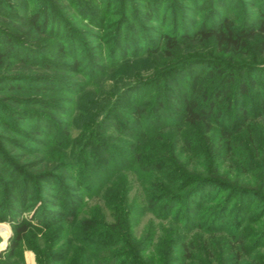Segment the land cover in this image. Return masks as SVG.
I'll return each mask as SVG.
<instances>
[{
	"label": "rangeland",
	"instance_id": "1",
	"mask_svg": "<svg viewBox=\"0 0 264 264\" xmlns=\"http://www.w3.org/2000/svg\"><path fill=\"white\" fill-rule=\"evenodd\" d=\"M151 1L0 0V166H5L0 167V264H107L118 245L110 249L105 235L90 250L94 241L82 230L87 219H94L90 226L103 234L100 222L118 224V215L125 212L130 218L124 219L123 231H115L140 243L143 264H264L263 187L256 188L261 197L254 191L231 197L219 177L177 204V216L149 211L145 186L157 184L145 168L131 166L119 175L108 162L95 164L88 173L95 185L93 196L70 187L76 184L71 180L76 158L93 160L104 154L95 144L111 140L117 134L114 127L127 124L124 114L136 102L146 110L147 126L134 134L146 142L144 158L176 150L189 172L207 174L199 146L200 136L207 135L219 149L217 164L227 180L254 188L264 172V32L259 27L264 0H164L162 15L149 21L143 14ZM33 14L40 20L46 15V27L34 28L29 22ZM121 17L127 22L118 29ZM222 21L243 36L240 46H222L214 36L197 35ZM171 33H177L179 43L170 56L148 50ZM185 33L191 38L186 40ZM119 35L130 48L124 59L123 50H115ZM8 42L14 44L11 54L4 53ZM60 46H65L63 53H58ZM216 66L222 74L207 87L211 101L223 88L220 84L234 77L231 86L224 87L229 99L219 98L216 111L223 116L209 119V131L206 122L185 123L179 100L193 77ZM240 83L248 87L243 96L236 87ZM156 97L162 100L158 112ZM110 144L117 153L135 152L134 145ZM251 155L255 161L244 166ZM37 160L43 165L58 162L56 174L68 192L79 197L78 208L57 203V178L30 177L38 167L27 171ZM26 177L31 189L19 186ZM124 190L125 211L119 207ZM28 194L31 197H25ZM186 204L199 210L188 212ZM10 207H18L21 219L34 218L36 223L35 213L43 208L66 211L69 219L76 212L74 218L81 221H51L52 227L32 228L10 255L15 234L5 212Z\"/></svg>",
	"mask_w": 264,
	"mask_h": 264
},
{
	"label": "trees",
	"instance_id": "2",
	"mask_svg": "<svg viewBox=\"0 0 264 264\" xmlns=\"http://www.w3.org/2000/svg\"><path fill=\"white\" fill-rule=\"evenodd\" d=\"M147 5V4H146ZM164 5V0H153L149 3V6L147 8L149 9L148 12H145L143 17H147L149 21H156L161 15H162V9ZM263 17L260 21L259 27L264 32V10L262 12ZM43 20H40V17L37 14H33L29 20V22L33 25L34 28L41 29L46 27V23L48 20V17L44 15ZM125 17H121L119 26H117L118 29H122V26H124L127 22ZM177 34V33H176ZM176 34H163L162 41H160L159 44L156 46H150L148 50L151 53H156L158 51H165L169 56L171 55V51L175 49L176 45L179 43V38L175 36ZM190 34H182V36L185 37V39H190ZM198 36L201 37H211L214 36L215 39H217L218 43L222 46L224 45H230V46H240V41H242V35L238 34L236 35L233 30L230 28V24L226 21H222L219 25H216L214 28H210L208 31H204V29H201L199 32H197ZM121 37L119 35L118 42L115 46V50H123V55L121 56L123 59L128 57L129 53V46L123 43L121 41ZM181 37V36H180ZM163 44V45H162ZM162 45V46H161ZM165 46V47H164ZM58 53H63L65 51V46H60ZM14 44L12 42H8V47H5L4 53L11 54L13 52ZM119 50V51H120ZM4 56V55H3ZM220 63V62H217ZM78 67V62L77 66ZM219 74H222L221 67H213V69L206 75H196L193 77L190 81V87L187 90V92L184 94V97L181 101V105L183 106V113L182 118L184 119L186 124H189L191 126L197 125L199 122H206L208 125L209 131L211 129V126L209 125V119H218V116H223L220 113L216 111L219 98L221 95L226 96L225 99H229L230 96L226 94V84L228 83L229 86H231V77H234L232 75H229L226 82L223 85L222 89H220L219 94L214 98V100L211 101L209 92L210 90L207 89L208 85L211 83L210 81L217 78ZM224 74V73H223ZM222 78L224 76L222 75ZM222 78L219 79V81H222ZM230 81V82H229ZM217 83V82H216ZM236 85V84H235ZM219 87V85H217ZM238 88V91L240 92V95H245L248 92V87L245 84H238L236 85ZM226 94V95H224ZM159 98V97H158ZM156 97V108L155 112H158L161 110L162 105L159 103L161 100ZM201 100L204 102V106H201ZM162 101V100H161ZM224 101V100H223ZM47 103L48 101L45 100ZM145 108L142 107L139 102H136V104L133 106V108L126 112L124 114L125 121L127 124H122V126L114 127V130L117 131V134H112L110 137L111 140L105 141L103 144L96 143L99 149H104L106 152L104 154H99V156H95L93 160L86 156L85 158L78 159L76 158L77 164L74 165V176H72L71 180H74L76 184H73L74 186H70L71 189H76L78 187V192L85 193L87 196L92 195V191L95 187L94 181L89 177V171H91L90 168H92V165L98 164L103 165V163L108 162V164H112L115 172L118 170L119 175L127 172L130 170V167H135L136 170H141L142 168L148 169V172L151 175V179H154L156 182V186L149 185L145 186L146 195V205L149 207V211H160L163 210V212H166V215L171 214V216L174 215L176 212L177 204L181 202H186L189 197H192L194 194L202 190L206 185L213 184L217 182V179L220 177V183L224 185V187L230 192V196L233 197L235 194L240 193V191H254L256 195L261 197L259 190L256 188L263 187L264 188V172H261L259 174V181L257 182V186L254 188H250L249 184L241 185L238 179L235 180H227V176L221 174L220 168L217 164V159L219 156V149L215 142L212 141V139L209 136H200L199 138V146L201 150L202 157L205 159L206 162V171L207 174L200 175L194 172H189L187 169L186 164L183 166L184 163L183 159L180 157L179 153H177L176 150H163L158 153H155L154 156L146 157L144 158L142 155L143 146L146 144V142L142 139H134V134L136 130H145L144 126H147L144 124V113ZM121 122V120H118ZM111 126V124H110ZM223 133L226 137H230V134L228 133L227 129L223 128ZM117 142L119 144L118 147H125L129 148V145L135 146V152L127 151L125 153H117L115 148L112 146L113 142ZM83 152L85 151L84 149ZM86 153V151L84 152ZM130 153V154H129ZM133 153V154H132ZM132 154V155H131ZM116 157V162L114 165V160ZM0 156V160H1ZM2 161V160H1ZM254 160V156H248L246 162L243 164L244 166H247L249 163H251ZM42 162L34 161V165L30 168L29 172L34 171L36 167L37 170L31 173L30 177H38V179L42 181H54L56 179L60 185V194L58 197L59 205L61 206H69V204L72 205L73 209L78 208V200L79 197L75 194H71V192H68L69 186H66L60 179L56 173L59 168H57L58 162L51 161L48 163H45L42 166ZM23 164V168H24ZM105 166V165H103ZM1 168H5V166H0ZM152 167V169H151ZM0 168V169H1ZM22 168V169H23ZM116 169V170H115ZM25 171H22L25 175ZM26 172V173H27ZM84 177V178H83ZM216 177V178H214ZM27 177L24 178L20 185L23 189L26 187L27 189H31V186L28 185ZM60 181V182H59ZM93 184H91V182ZM208 181H216V182H208ZM228 181V182H227ZM220 185V184H218ZM49 191V190H48ZM51 193V192H50ZM93 196V195H92ZM90 196V197H92ZM257 196V197H258ZM25 197H31V194L26 195ZM67 197H70L67 199ZM128 197V191L124 190L120 194V204L119 207H122V210L125 211L124 207L128 206L127 198ZM46 199V198H45ZM47 202H51V200H46ZM52 203V202H51ZM47 204V203H46ZM89 205V204H88ZM9 207V206H8ZM188 212H197L199 209L195 210V208H192V206L187 205ZM152 209V210H151ZM18 207H10L9 209H6L5 212L7 213V218L10 220L14 226L15 234L13 237V245L9 247L8 253L10 255H14V251L22 241L24 240L25 236L30 232L32 228H39L40 225L45 228L52 227L50 224L51 221H55L56 225L57 223L64 222L65 219H69L67 216L66 211L63 213H60V211L55 212H49L46 210V208L39 209L37 213H35L37 218V223L25 219H21ZM86 210V209H85ZM180 211V208H179ZM76 213V212H74ZM73 213V219H69L71 224H76L79 221V218H74L75 215ZM79 213V210L77 214ZM178 214V213H177ZM103 217V215H101ZM177 216V215H174ZM35 217V216H34ZM67 217V218H66ZM118 224H111L108 225L106 222H100L99 227L102 228L105 233L101 234L99 230H97V227L92 228V226L95 223L94 219H87L86 224L87 226H84V237L88 239L91 242L90 250L92 247H96L99 245L97 243V239L103 237L106 235L107 241H108V247L110 249H114L117 245L119 247L118 253L116 255L111 256L110 260H107V264H116L117 261H119L117 264H143L141 259V246L140 243H137L133 237H125L123 238L117 231L121 229L123 231V223L124 219L130 218L129 212H125L124 215L120 214L118 215ZM49 219V220H47ZM75 219V220H74ZM81 221V219H80ZM79 221V222H80ZM96 225V224H95ZM63 228L65 226H58V228ZM117 229V231H115ZM75 231L79 232L77 227H75ZM80 233V232H79ZM114 243V244H113ZM15 249V250H14ZM111 255V253L109 254Z\"/></svg>",
	"mask_w": 264,
	"mask_h": 264
}]
</instances>
